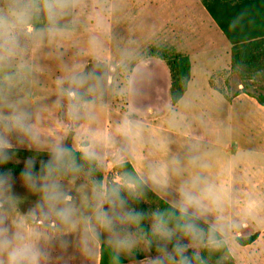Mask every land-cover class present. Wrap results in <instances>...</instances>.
<instances>
[{
  "label": "rangeland",
  "instance_id": "rangeland-1",
  "mask_svg": "<svg viewBox=\"0 0 264 264\" xmlns=\"http://www.w3.org/2000/svg\"><path fill=\"white\" fill-rule=\"evenodd\" d=\"M15 2L20 11L27 13L22 19L32 25V30L27 32L25 26L23 31L8 32L14 43L6 47L15 49L18 45V50L27 49L21 52L20 59L33 58L29 63L33 71H17L13 75L4 71L10 67H0V137L9 141L6 161L21 166L42 163L51 157L52 146L60 141L73 149L72 153L82 155L78 149L91 143L87 130H98L104 136L101 151L105 158L97 164L105 186L108 182L116 184L119 179L124 187L133 189L122 180L123 171L117 167L136 156L144 166L139 168L140 177L155 197L177 210L182 187L205 197L202 214L192 208L188 213L209 230L197 224L203 230L205 243L186 236L192 241L181 244L188 246L186 251H193L204 264H264V210H261L264 206L260 205L264 200H256L255 194L248 190L237 194L233 190L235 185L229 173L234 175L237 164L225 151L232 143L223 102L208 98L207 103L202 98L207 92L198 79L189 93V102H183L176 112L169 104L166 106L168 98L157 95L156 102L143 98L152 90L161 94L163 81L143 79L147 73L137 65L165 64L150 52L152 47H160L158 40L164 26L167 25V33L162 37L170 38L175 35L178 23L181 25L192 16L207 15L203 8L174 0L163 4L160 0H73L62 14L50 17L43 0H0V7L5 4L11 7ZM192 27L200 36L210 32L198 21ZM213 29L221 35L218 28ZM191 58L198 73L210 56L198 54ZM72 75L85 78L78 92L83 100L93 104L87 117L79 121L70 120L67 114L68 84H58ZM219 76L221 79H213L211 84L225 96L242 89L238 88L240 84L251 94L264 95V67ZM195 98L205 103L194 102ZM81 116L84 117L83 109ZM17 117L30 126L31 135L15 129ZM125 117L139 125V136L131 141L116 133V126ZM131 146L136 155L129 150ZM51 182L71 195L74 228L61 224L55 217H44L38 184ZM208 188L211 193L205 192ZM96 190L85 173L75 177L52 174L47 180L28 181L10 170L0 169V216L5 218L9 234L19 231L25 237L24 242L35 243L46 253L41 264H98L101 243L110 244L127 259L124 264H149L157 258L149 252L137 222L128 217L129 211L118 202L111 209L107 203L103 206L112 219L111 227L99 225L95 218ZM214 197L218 198L217 204L212 203ZM144 203L152 229L157 202L147 197ZM89 224L95 228L97 239L82 244L83 230ZM125 239L134 242L128 251L119 247ZM221 241L227 254L220 249Z\"/></svg>",
  "mask_w": 264,
  "mask_h": 264
},
{
  "label": "crops",
  "instance_id": "crops-1",
  "mask_svg": "<svg viewBox=\"0 0 264 264\" xmlns=\"http://www.w3.org/2000/svg\"><path fill=\"white\" fill-rule=\"evenodd\" d=\"M160 1L163 4L169 0ZM174 1L184 3L190 7L195 6L198 8V6H201L207 13V15H205L206 17L203 15L192 16L185 23H181V25L178 23L174 31L175 35L170 38L162 37V35L167 33V25H165L158 40L159 48H167L173 53L188 57L190 62V76L186 90L181 98L174 105H171L169 99L170 74L167 66L161 62L144 63L145 65H137L138 68L141 66L147 73L143 79L158 82L162 80L163 92L160 94L159 90H152L149 93L145 92V96H142L144 99L151 98L152 102L157 101V95L160 98H168L166 106L169 104V107L175 108L176 112L183 102H189V93L193 87L195 88L197 79L198 81L201 80L204 85V90L207 92L205 97L202 98H206V102L208 98L211 99L210 101L216 100L218 103L223 102L224 106L227 108L230 132L229 141L232 143V146L225 149V151L230 155L229 159L231 161L236 160L235 164H237L238 167V169L236 167L233 176L229 173L230 181L235 185L233 189L235 190V194L244 193V190H248L247 192L255 194L256 200H264V106L260 105L255 98L244 93L242 89L235 91L230 96H225L215 89L211 84L212 80L216 78L221 79L222 76L220 77V74H226L227 76L230 72L231 45L199 0ZM15 3L16 4L11 7L6 6V4L0 7V18H3L5 21L2 31L5 33L6 37L9 36L7 35L8 32L23 31L22 27L25 26L27 27V32L32 30V25L25 21V19H22L23 16H26V12L20 11V9H18V2ZM193 18L196 19V21H192ZM197 21L200 22V25H202L206 31L210 32H203L200 36L192 27ZM213 28H218L221 35H218ZM219 36H223L224 39ZM210 46L212 47L209 48ZM217 47H220V51L216 52ZM23 50L26 51L27 49L21 48L18 50V45L15 46V49L5 47V49L0 51V55L4 57L0 59V67H10V70L5 68L6 70L4 71H9L13 75L15 73L18 74L17 71L22 73H30L33 71V67H30L29 64L33 62V58L31 59L30 57L27 60L20 59ZM198 54H200V56H210V58L202 64L200 71L198 70L197 73V71L195 72L194 62L191 57ZM17 67H19V70ZM238 88H243V86L241 87L240 84ZM194 102L205 103V100L195 98ZM166 106L164 108H166ZM162 110L158 111L156 114L161 113ZM174 117L177 118L176 115H174ZM129 150L135 155L137 154L134 152L133 146L129 147ZM136 158L138 157L134 156L129 163L140 177L141 174L138 172L139 168L141 169V167L144 166L140 165ZM260 205L264 206L262 203H260ZM256 206L259 205L256 204ZM262 213H264V211H262Z\"/></svg>",
  "mask_w": 264,
  "mask_h": 264
},
{
  "label": "clouds",
  "instance_id": "clouds-1",
  "mask_svg": "<svg viewBox=\"0 0 264 264\" xmlns=\"http://www.w3.org/2000/svg\"><path fill=\"white\" fill-rule=\"evenodd\" d=\"M73 3V0H43L44 10L50 17H55L58 14H62L63 10ZM5 21L0 18V40L4 43H0V51L5 49L7 44L14 43V37L5 36L2 31ZM4 57L0 55V59ZM67 83L68 88L65 90L66 97L69 101L68 105V117L70 120L79 121L82 118H86L88 111L93 107L91 101L83 100L82 96L78 92L79 88H82L85 84V78L82 75H72L66 81L60 80L58 84ZM92 89H90L91 91ZM84 110V117L81 116V110ZM14 127L16 130L25 134L31 135V128L25 123L23 118L17 117ZM139 125L125 117L120 124L116 126V133L125 139L131 141L135 137L139 136ZM11 130V129H10ZM91 143L82 145L78 150L82 154V158L89 162H100L105 157L102 155V149L104 147V136L98 130H87ZM9 141L4 137H0V160L6 161L8 159L5 149L8 147ZM100 149V150H98ZM73 149L64 146L63 142L55 143L51 148V159L41 166L43 176L34 172V162L28 166V170L23 173L25 179L28 181L47 180L53 173V171L59 170L61 167H65L71 171H78L75 159H69L71 157ZM124 187L117 179L116 186L111 189L107 188L103 183H99L97 190L94 193L98 203L95 209V218L101 227L106 229L111 227L112 219L109 216V212L104 209V204L107 203L110 209L115 207L117 202L121 207L124 206L125 201L120 195V189ZM128 187H132L131 184ZM38 189L42 193L43 204L40 205L45 219H51L55 217L61 224L71 225L75 227L73 220L75 214V208L72 204L71 195L64 193L60 190L59 185L56 182L40 183ZM211 188L205 190L206 193H211ZM180 213L181 216H187L189 209H195L197 213L202 214L205 210L203 203L204 196L194 195L192 192L184 189L180 190ZM213 204L218 203V198L212 199ZM140 212H130L128 217L133 221H138L142 218ZM155 222L153 224L152 231L154 234L159 235L162 239L170 241L173 232L166 226L164 221V213H155ZM4 217L0 216V264H41V259L46 256V253L38 248L35 243L24 242L25 237L19 232L9 234L8 227L4 224ZM55 222V221H53ZM182 231L185 236L190 237L192 240H196L203 235V230L200 229L194 222H186L182 226ZM82 244H88L91 241L97 239V233L95 228L90 224L83 230ZM90 234V235H89ZM134 246V242L130 240H123L120 242L119 247L122 250L128 251ZM188 246L175 244L173 247V253L180 257L179 264H191V261L184 255ZM168 258H173L172 253H167L166 248L158 249ZM149 264H164V257L158 256L155 259H151Z\"/></svg>",
  "mask_w": 264,
  "mask_h": 264
},
{
  "label": "trees",
  "instance_id": "trees-1",
  "mask_svg": "<svg viewBox=\"0 0 264 264\" xmlns=\"http://www.w3.org/2000/svg\"><path fill=\"white\" fill-rule=\"evenodd\" d=\"M203 7L214 20L218 28L231 45V66L230 72H252L260 70L264 67V0H201ZM152 57L160 58L164 61L169 70V99L174 105L184 94L190 76V62L188 57L171 52L167 48L152 47L150 49ZM149 52V53H150ZM159 52V53H157ZM242 91L256 99V101L264 106V95H254ZM75 159L78 171H71L65 167L53 171L52 174L62 175L66 177H75L80 173L88 175L93 186L97 189L99 183L104 180L103 173L97 162L85 161L82 155L72 153L69 159ZM51 157L42 163H34V172L43 176L41 171L42 164L47 163ZM29 165L11 164L7 161L0 160V169L10 170L13 173L24 177L23 173L28 170ZM118 171H123L122 180L134 186L133 189L121 187L120 195L123 197L126 210L130 212L142 213V218L137 222L138 230L143 234L147 242V248L153 256L164 257L166 264H179L180 257L173 253V247L179 243H190L192 241L186 239L182 231V226L186 222H194L199 226L203 225L190 216H181L179 210L174 208L162 199L155 197L154 193L144 184L143 180L136 173L129 162L120 164ZM120 173V172H119ZM125 175V176H124ZM107 188L111 189L116 184L108 182ZM140 194L138 196L137 194ZM152 197L155 200L157 213H164V221L166 226L172 230L173 236L170 241L162 239L159 235L154 234L149 227V210L144 200ZM205 231H209L205 228ZM215 236H219L215 233ZM195 242V241H193ZM199 243H205L203 236L198 238ZM185 245V244H184ZM220 249L227 254L226 248L220 242ZM166 248L167 253H172L173 258H168L158 249ZM189 258L191 264H204L201 257L193 254V251L187 250L184 254ZM139 258V255H136ZM127 262L123 256L118 254L115 249L108 243H101L99 248L98 264H124Z\"/></svg>",
  "mask_w": 264,
  "mask_h": 264
}]
</instances>
